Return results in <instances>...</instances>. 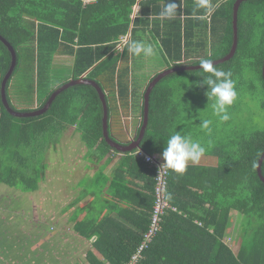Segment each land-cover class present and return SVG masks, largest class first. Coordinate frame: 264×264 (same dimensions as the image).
<instances>
[{
	"label": "trees",
	"instance_id": "16d2710c",
	"mask_svg": "<svg viewBox=\"0 0 264 264\" xmlns=\"http://www.w3.org/2000/svg\"><path fill=\"white\" fill-rule=\"evenodd\" d=\"M136 1L0 0V35L16 53V66L6 84L12 109L31 112L42 108L51 93L68 81L49 88L52 54L70 56V79L94 80L105 92L110 138L116 141L109 123L112 108L108 94L114 92L117 106L123 107L124 113L130 108L139 115L133 137L136 139L143 118V95L154 77L170 68L199 65L201 58L219 59L230 51L235 0H209L210 11L198 8V0H177V15L161 18L160 22L157 18L165 3L140 0L138 14L132 18ZM144 39L154 40L161 57L160 68L151 66L150 57L136 56L128 50L127 42ZM121 47L120 52L117 49ZM263 59L264 0H246L238 8L234 55L214 66L230 71L233 80L241 70L253 67L264 87ZM10 61V52L0 41V82ZM20 63L35 69L36 85L42 94L41 102L29 110L15 109L8 93ZM182 74L191 75L189 89H196L206 102L212 103L206 95L207 86L202 83L207 74L201 69L168 74L155 84L149 94L148 122L139 148L160 159L170 135L181 131L176 128L181 125L187 130L190 119L202 120L193 116L195 108L193 114L188 113L192 107L186 97L175 103L173 87L165 84ZM43 84L47 90L40 87ZM102 115L99 94L88 84L64 89L45 112L30 117L9 114L0 98L1 184L22 192L37 190L47 170L46 151L55 148L60 136L70 128L86 147V161L98 167L90 178L96 183L91 185L93 189L85 181L79 196L68 205L71 208L91 196L69 219L78 235L90 241L92 247L85 253L86 261L80 264L127 262L149 228L156 196L157 166L134 156L132 153L138 148L130 152L111 148L102 134ZM226 131L222 141L212 136V147L205 149L204 155L217 157L215 165L188 164L183 174L167 168L164 199L168 207L161 215L159 229L135 264H264V183L257 173L258 159L264 150V129L241 133L234 127ZM119 153L113 176L105 175L103 171L113 160L111 154ZM103 159L106 161L101 164ZM137 173L141 191L132 188L129 180ZM261 173L264 176V159ZM78 214L84 218L79 219ZM117 219L131 226L121 227ZM230 232L232 242L238 240L235 247L224 241ZM1 259L6 260L7 256Z\"/></svg>",
	"mask_w": 264,
	"mask_h": 264
},
{
	"label": "rangeland",
	"instance_id": "374dc122",
	"mask_svg": "<svg viewBox=\"0 0 264 264\" xmlns=\"http://www.w3.org/2000/svg\"><path fill=\"white\" fill-rule=\"evenodd\" d=\"M141 42L154 46L156 55L150 57L151 60L148 59V61L152 63L151 66L160 68L161 57L157 53L154 40L144 39ZM117 50L121 52L122 47ZM52 56L54 59L52 58L48 69L50 89L71 78L72 64L68 56L61 57L55 54ZM190 77V74H182L180 77L170 78L165 84L173 87L175 103L183 96L186 97L187 104L192 107L188 113L193 114L195 108L193 116L202 120L208 118L212 123L209 130H204L199 126L200 121L193 118L189 120L191 122L187 127L189 132L181 125L176 130L190 135L205 149H208L214 143L213 138L222 141L221 139L227 134V129L230 131L235 127L241 133L264 129V87L259 82L257 72L253 70V67L241 70L234 78L237 98L232 105L228 106L230 119L227 121H221L218 116L214 115L212 103L206 102L196 89H189ZM36 81L35 69L30 70L20 63L11 78L8 90L11 104L15 109L29 110L41 102L42 94L38 92L39 87ZM40 87L43 90L48 89L45 84ZM108 98L112 108V118L109 122L111 134L116 141H122L126 135L124 125L130 122L132 128L136 127L137 119L134 116L130 118V121L125 120L126 123L120 122L121 117L118 113L115 115L113 104L114 102L117 111L119 103H116V93L110 92ZM120 109L123 110V107ZM133 115L136 113L134 112ZM116 120L119 124L115 122ZM196 131H199V134L195 135ZM85 155L84 143L79 134L70 128L60 136L55 148L46 151L44 161L47 164V170L37 190L22 192L0 183V264L11 262L14 264H80L86 261L85 253L87 249L92 248L90 241L75 237L78 233L73 227L68 234L69 237L66 235L61 238L62 234L60 235L62 226L66 228V216L64 215L66 212L67 215L71 212L68 205L76 195L74 190L77 187L76 181L81 177L78 184L82 188L87 181L84 176L92 174L91 172L96 168V166L89 165L87 158H84ZM216 163L217 157L205 155L195 164L215 165ZM90 167L91 169L88 170ZM87 184L90 189H93L94 186L91 185L96 183L91 179ZM76 214L74 210L72 215ZM231 233L224 238V241L228 245L233 243L235 247L238 245V240L235 239L232 242ZM5 256L7 259L2 260L1 258Z\"/></svg>",
	"mask_w": 264,
	"mask_h": 264
},
{
	"label": "clouds",
	"instance_id": "9594fccd",
	"mask_svg": "<svg viewBox=\"0 0 264 264\" xmlns=\"http://www.w3.org/2000/svg\"><path fill=\"white\" fill-rule=\"evenodd\" d=\"M197 7L211 10L209 0H198ZM178 8H180V4L177 0H167L159 15L161 18L171 19L177 15ZM127 47L136 56L143 54L146 57H152L156 55V49L152 44L133 40L127 42ZM199 67L204 74H207L204 75L202 83L207 86V98L213 101L211 107L214 115L218 116L221 121L229 120L228 106L232 105L237 98L232 73L218 69L214 66V61L209 58H201ZM211 123V120L203 119L199 126L204 130H209ZM204 153L205 148L199 141L182 131H175L168 138L167 146L163 148V165L177 174H183L188 163H198Z\"/></svg>",
	"mask_w": 264,
	"mask_h": 264
},
{
	"label": "water",
	"instance_id": "95a60500",
	"mask_svg": "<svg viewBox=\"0 0 264 264\" xmlns=\"http://www.w3.org/2000/svg\"><path fill=\"white\" fill-rule=\"evenodd\" d=\"M246 1V0H236L233 4V14H232V25H233V41H232V45L230 48V51L223 57L219 58V59H215L214 61V65L223 63L227 60H229L233 55L234 52L236 50V46H237V13H238V8L241 2ZM0 41L7 47L8 51L10 52L11 55V61H10V65L7 69V71L5 72V74L3 75L1 82H0V98H1V102L3 104V106L5 107V109L7 110V112L15 117H30V116H35V115H39L42 114L43 112H45L48 107L50 106V104L52 103V101L54 100V98L64 89H67L70 86L76 85V84H88V85H92L98 92L99 94V98L101 100L102 103V108H103V115H102V134L103 137L105 138L107 144L117 150L118 152H130L131 150L135 149V148H139L140 147V143L143 139L144 133H145V129L147 126V122H148V104H149V94L151 92V90L153 89V87L155 86V84L162 79L164 76L168 75V74H172L178 71H184V70H197L200 69L199 65H183V66H179V67H174V68H170L167 70H163L162 72H160L156 77H154L150 83L148 84V86L145 89L144 95H143V118H142V124L140 126L139 129V133L137 135L136 139H133L130 143L128 144H119L116 141H113L110 136H109V132H108V109H107V103H106V98H105V92L102 91L101 87L98 85V83H96L94 80H90V79H86L84 77H79L76 79H70L68 80L66 83L62 84L60 87H58L57 89H55L51 95L49 96V98L47 99V101L45 102V104L43 105L42 108L35 110V111H31V112H20V111H16L14 109H12V107L9 105V102L7 100V94H6V84L9 80V78L12 75V72L16 66V53L14 48L12 47V45L4 38L0 35ZM262 74L264 77V59H263V67H262ZM264 159V150L261 154V156L258 159V163H257V173L259 178L261 179V181L264 183V176L261 173V163Z\"/></svg>",
	"mask_w": 264,
	"mask_h": 264
},
{
	"label": "crops",
	"instance_id": "0c3cea01",
	"mask_svg": "<svg viewBox=\"0 0 264 264\" xmlns=\"http://www.w3.org/2000/svg\"><path fill=\"white\" fill-rule=\"evenodd\" d=\"M140 0H137L136 1V3H135V5H134V7H133V12H132V18L135 16V15H137L138 14V11H139V2ZM160 2V4H162V3H166L167 2V0H159ZM158 20L157 21H159L160 22V20H161V17H158L157 18ZM62 56H64V57H66L65 55H62ZM61 56V57H62ZM68 57H70V56H68ZM71 58V60H73L72 59V57H70ZM163 69V68H162ZM140 102H141V100H140ZM133 111H132V109H130L129 108V110H128V113H124L121 109H120V107H119V111L118 112H115V115H116V113H118V115H120L119 117H121V121L120 122H124V123H126V121L125 120H128V121H130V118H132V117H136V119H137V125H136V127H133L132 128V126H131V124H130V122H128V125H124V128L123 129H125V133H126V135H125V138H123V140H122V142L123 143H125L126 141H132V139H133V137L135 136V133H136V129H137V127H138V125H139V115H133V113H132ZM117 124H119V122H118V120H116L115 121ZM123 127V126H122ZM111 156L113 157V160H111V162H110V164H108V166H107V168L103 171V173H105V175H107V176H113V175H111L112 174V172H113V169L115 168V164L117 163V161H118V159L120 158V156H121V153H119V154H116V155H113V154H111ZM160 157H161V159H163L162 158V154L160 155ZM205 157V155H203L202 156V158H204ZM105 159H103L102 161H101V164H104L105 163ZM84 164V163H83ZM188 164H193V163H188ZM88 165V164H87ZM194 165H203V164H194ZM91 169V167L90 168H88V170H90ZM86 171H87V169H85ZM97 170H98V167H96L94 170H93V172H91L92 174H89V175H85L84 177H86L87 178V181H90L91 179L90 178H92L93 176H91V175H93V174H95L96 172H97ZM87 173V172H86ZM139 173H137L135 176H132V178L131 179H129L131 182H132V188H136V189H139V191H141L140 190V188L138 187L139 186V175H138ZM81 178V177H80ZM79 178V179H80ZM140 178H142V177H140ZM79 179L76 181V184H77V187L74 189L75 190V192H76V195H74V197H73V199L72 200H74L76 197H78L79 195V193H80V190L82 189L80 186H79V184H78V181H79ZM137 183V186L135 187L134 186V184H136ZM143 191V190H142ZM91 199V196L89 195V196H85L80 202H78V204H76V205H74V206H71V208H70V214L69 215H67V212L65 213V215L64 216H66V223H65V226H66V228H64L63 226H62V231L60 232V235H61V238H63L64 236H66V235H68L69 234V232H70V230H71V227H73L74 228V222H72L71 220H69L70 219V216L72 215V213H73V211L75 210V211H77V207H79L81 204H86L89 200ZM84 214V213H83ZM86 216V215H85ZM83 217V215H81L80 214V216H79V219H81ZM84 218V217H83ZM117 222H118V224L121 226V227H124L125 225H126V227H130L131 225H130V223H128V222H125L123 219H117ZM128 224V225H127ZM123 230V229H122ZM68 237H69V235H68ZM75 237H80L79 235H76ZM83 239V238H82ZM95 239V237H93L92 238V240H94ZM86 240V239H85ZM86 241H88V240H86Z\"/></svg>",
	"mask_w": 264,
	"mask_h": 264
},
{
	"label": "built area",
	"instance_id": "2783aa9c",
	"mask_svg": "<svg viewBox=\"0 0 264 264\" xmlns=\"http://www.w3.org/2000/svg\"><path fill=\"white\" fill-rule=\"evenodd\" d=\"M84 3H91L93 0H83ZM124 41V40H123ZM138 158H142L144 162L155 164L157 166L155 174V200L153 204V210L151 215V220L148 230L144 233V238L137 248L135 253L130 256V259L124 264H135L138 259L141 257L143 248L151 241L153 235L160 227L161 215L164 212V209L168 207L167 201L164 199V192L166 189V177H167V168L163 165V161L158 158L157 155H151L145 153L142 149L138 148L132 153Z\"/></svg>",
	"mask_w": 264,
	"mask_h": 264
}]
</instances>
